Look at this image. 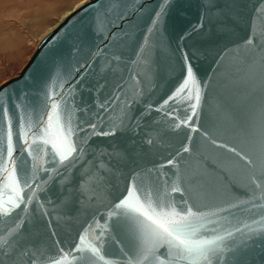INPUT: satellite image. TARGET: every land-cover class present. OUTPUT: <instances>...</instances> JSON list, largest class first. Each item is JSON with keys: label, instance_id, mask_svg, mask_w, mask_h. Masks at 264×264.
Returning <instances> with one entry per match:
<instances>
[{"label": "water", "instance_id": "95a60500", "mask_svg": "<svg viewBox=\"0 0 264 264\" xmlns=\"http://www.w3.org/2000/svg\"><path fill=\"white\" fill-rule=\"evenodd\" d=\"M161 2H82L37 43L19 73L0 84V243L8 241L14 260L23 250L42 247L53 254L63 249V264H85L76 250L81 235L88 242L109 228L121 238L108 213L111 202L127 194V186L158 176L171 183L177 178L173 173H182L186 163L204 164L213 173V160L233 158L227 149L239 147L245 126L258 121L264 95L258 81L254 88L235 53L224 50L234 49L247 36L259 0H214V8L209 0H167L161 22L152 25ZM112 3L120 7L108 12ZM226 5L231 6L228 16L218 11ZM105 14V28L98 32V20ZM255 23L264 26V18ZM222 25L229 31H222ZM105 100L112 101L106 111L99 108ZM49 112L53 133L57 112L82 129L74 137L79 151L62 163L57 152L67 145L60 137H52L57 149L39 139ZM101 165L107 182L81 195L89 179L85 174ZM13 169L23 192L8 180ZM234 195L247 198L241 189ZM172 196L178 201L180 193ZM232 202L209 187L201 210L227 208ZM218 215L231 220L219 221L220 234L223 228L241 229L226 240L229 245L244 238V225L256 228L252 221L260 219L238 208ZM105 239V250L116 252L115 242ZM247 243L248 264H260V238Z\"/></svg>", "mask_w": 264, "mask_h": 264}, {"label": "snow or ice", "instance_id": "6c2138e0", "mask_svg": "<svg viewBox=\"0 0 264 264\" xmlns=\"http://www.w3.org/2000/svg\"><path fill=\"white\" fill-rule=\"evenodd\" d=\"M166 4L167 0H162L160 10L156 11L155 18L152 19V25L161 22ZM209 6L215 7L214 0H209ZM119 7V4L112 3L107 11L112 12ZM230 7L226 5L225 9L218 11L228 16ZM254 12L255 15L248 22L247 36L236 44L234 49L224 51L235 53L237 63L242 69L247 70L253 87L257 86L258 81V87L264 94V26L255 23L257 19L264 18V0H259ZM117 18L123 19L118 13ZM106 19L107 14L103 19L98 20V32L104 30ZM112 23L118 26L115 25V21ZM221 30L229 31L223 25ZM151 31L152 29L149 28V32ZM187 35L189 34L186 33L180 39L184 40ZM187 71L188 76L191 77L192 68L188 67ZM197 99H199L198 92ZM111 102V100H105L99 108L106 111V105ZM53 107L58 108V105L54 103ZM55 118V133L52 130L53 115L49 112L48 123L42 127L39 139L45 145L51 144L53 149H57V144L52 137L53 135L60 137L67 145L64 151L57 152L62 163L72 153L79 151L74 137L76 132L82 129L79 125L73 126L71 118L65 119L60 112L56 113ZM83 123H87L93 129L96 127L90 121H83ZM100 134L109 135L106 132ZM212 143L215 144V140ZM220 147L224 146L220 145ZM183 151L189 152V149L184 147ZM227 151L232 153L233 158H226L219 163L213 160V173H209L204 164L194 166L186 163L182 173H173L177 178L171 183L158 176L155 179L150 178L147 182L141 181L135 187L127 186L125 189L127 194L111 202V210L108 213L109 219L115 218L116 230L121 238L117 239L116 236L111 235L109 228L102 229L99 235L88 242H85V236L81 235V243L76 245V250L82 254L81 259L85 264H97V261L103 264H248L244 250L250 247L247 241L253 240L254 237L260 238L261 243L257 246L264 254V95L259 106L258 121L247 124L240 138L239 147L233 146ZM9 154H11V148H9ZM177 155L179 156V153ZM167 163L171 165L173 160L170 159ZM217 169L219 175H215ZM105 171L101 165L96 167L95 173H86L89 179L84 181L87 187L81 188V195L92 186L102 187L107 182ZM8 180L19 192H23L15 169L9 174ZM25 186H27L26 181ZM209 187L213 192H219L234 202L228 204L227 208L202 211L201 208L204 205L201 201ZM236 189L243 190L247 198L240 199L239 196L234 195ZM172 193H180L178 201ZM2 198L3 191L0 187V207L3 206ZM19 198L23 199L22 196ZM241 205H249V207H241ZM228 208H238L244 213L260 217L259 220L252 221L258 227L244 225L248 228V232L242 234L243 239L231 245L226 240L232 239L234 232L238 233L241 229L233 227L232 231H229L223 228V234H220L218 230L220 220L231 223L227 216L218 215L219 212H227ZM4 214L7 215L8 212L5 211ZM213 217L215 219H212ZM107 223L108 221H105L106 225ZM210 224H216L218 227L209 228ZM106 236L115 242L116 252L108 253L105 250ZM0 248L4 249L0 252V264H4L5 259L9 264H19L24 257L27 259L23 261V264H63L67 255L63 249L53 254L46 248L36 247L31 252L23 250L14 260L11 246H8L6 239L0 243ZM85 253L87 255H84ZM260 264H264V259L260 261Z\"/></svg>", "mask_w": 264, "mask_h": 264}, {"label": "rangeland", "instance_id": "374dc122", "mask_svg": "<svg viewBox=\"0 0 264 264\" xmlns=\"http://www.w3.org/2000/svg\"><path fill=\"white\" fill-rule=\"evenodd\" d=\"M84 1L0 0V84L19 73L42 34Z\"/></svg>", "mask_w": 264, "mask_h": 264}, {"label": "bare ground", "instance_id": "6f19581e", "mask_svg": "<svg viewBox=\"0 0 264 264\" xmlns=\"http://www.w3.org/2000/svg\"><path fill=\"white\" fill-rule=\"evenodd\" d=\"M66 14H67V13H65V14L62 16L61 20L64 18V16H65ZM61 20H60V21H61ZM52 28H53V27H51L47 32H45L44 34H42V35L39 37L38 42H39V41H40V40H41V39H42L47 33H49V32L52 30ZM38 42H37V43H38ZM4 44L7 45V46H8V45H11V43H10L9 41H7V40L4 42Z\"/></svg>", "mask_w": 264, "mask_h": 264}]
</instances>
